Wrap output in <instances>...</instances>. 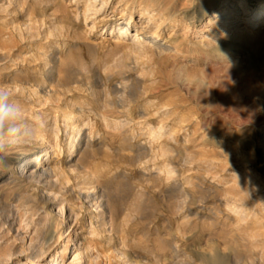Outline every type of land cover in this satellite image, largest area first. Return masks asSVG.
Returning <instances> with one entry per match:
<instances>
[{"label": "rangeland", "instance_id": "1", "mask_svg": "<svg viewBox=\"0 0 264 264\" xmlns=\"http://www.w3.org/2000/svg\"><path fill=\"white\" fill-rule=\"evenodd\" d=\"M64 1L78 2L86 19L51 0H0V86L24 106L21 126L35 137L0 140V264H264V27L252 28L264 13L230 27L228 53L185 54L136 36L159 32L158 8L179 11L184 0H148L150 11L138 0ZM213 1L216 17L244 18L245 0ZM247 2L250 12L255 0ZM207 18L189 36L201 39ZM54 66L74 83L44 76ZM24 71H37L43 92L31 77L14 80ZM45 152L49 180L3 164ZM91 197L112 207L103 237L91 238L103 213Z\"/></svg>", "mask_w": 264, "mask_h": 264}, {"label": "bare ground", "instance_id": "2", "mask_svg": "<svg viewBox=\"0 0 264 264\" xmlns=\"http://www.w3.org/2000/svg\"><path fill=\"white\" fill-rule=\"evenodd\" d=\"M51 1L55 9L63 11L64 13H68V15L69 13H75L78 16L84 14L83 17L86 19L85 11L80 10V5L78 2L74 3L71 1L69 4H67L64 0H51ZM120 2L124 3L125 5H128L131 2V0H120ZM138 2L139 3L137 6L138 7L144 6L145 11H150V9L153 8V5L149 4L150 1L148 0H138ZM188 4H189L188 0H184L183 8H187ZM239 4L240 5L238 6V10H240L244 14V18L234 23L230 21L234 19V17H232L230 14H226L223 16L220 15L216 17L215 14L218 13L216 10L218 7V2L216 1L215 3L213 0H192L188 10H182L183 9L182 8L178 11L177 10L178 4L177 5L172 4L171 7H168L166 9H164V6H160L158 8L157 13L154 14V17H153L158 27L157 31L159 32H151V31L147 32L144 30L137 29L136 36L138 37V41L142 40L143 38L146 41V44H150L151 46L156 44L157 46L164 47L166 46L167 43H170V46L168 47V49H172L170 53L174 52V53L187 54V52H190L191 50H195L199 54L203 52H209V51L214 52V53H217L219 51L223 53H228L231 47L230 45L228 46V43L231 42L229 41V39L231 38L230 36L231 28L230 27L233 25H236V26L240 25L241 21L246 22V25L252 24L254 23L255 20L259 19V17L264 13V0H255V3H254L255 7L250 12L248 11L247 0L240 2ZM202 7H204V11ZM229 7H230V1H227L221 7L223 10L222 12L227 11ZM125 10H127V7L125 8ZM131 11L133 10L131 9ZM209 12L214 13V15L210 16ZM208 16L209 18L203 21V27L200 30V33L203 34L204 36L201 39H197L199 37L192 38V36H189L190 32H195L193 35L197 34L196 28L199 22L198 19L200 17L204 18ZM65 19L63 17L57 22L63 23L65 22L64 21ZM186 23L189 25H185ZM180 27L181 28L183 27V29L185 30L182 35L175 33V30ZM263 27H264V19H262L261 21H257L252 28L253 30L258 31L262 29ZM166 28H170L172 32H171V35L168 37V40L163 44L162 42H164L165 39H163L162 37L165 33ZM114 31L115 29L111 31L112 35L114 34ZM129 32H130V29L127 28V25H124L118 28L117 34H119V36L121 37H126L129 34ZM55 60H56L55 58L50 59L51 62H55ZM60 69L54 66V68L52 70L47 71L44 74V76H46L47 78L49 77V79L51 80L57 79L60 87H67L71 85L72 83H74V79L70 75V73L60 70ZM14 77H15L14 80L19 81L22 84L25 83L26 78L31 77L34 83L33 86H36L37 88L41 89L40 90L41 92H43V87L39 85V83H36L37 71H33L31 75H30V72H27V71L18 72L16 73ZM66 118H67L66 120L67 123H69V121L74 119L75 116L74 114H69V116ZM74 128L76 131L74 132L72 139L78 138L82 131V127L80 125H76ZM77 146L78 144H76V142L73 141L72 144L70 145V148H71L69 150L70 156H72V154H76L75 157H77L80 154L77 151L78 149ZM48 156H49V152H45V154L43 156H40L38 160L37 159L33 160L32 156L25 160L21 158H11L8 156H3L2 159H3V164H5V166H7L8 169L9 168L13 169L14 166H17L22 173H30L31 176L38 175L39 178L49 180L53 172H52V169H49V168L46 169L45 167L46 163L43 161L44 158ZM75 157L72 160V162L74 161V164L71 166L77 167V163L81 161V159H79L78 157V159L75 160ZM50 158L51 156L47 158V161ZM53 163H54V160L52 164ZM59 171H60V174H59ZM63 174L66 175L65 171H63L61 168H58V172L55 171V176L57 177L58 175H63ZM91 198H92L91 202L96 201V205H95L96 208L100 209V211L103 212L102 214H100L98 218L96 217L95 223L99 224L98 225L99 227L98 229H94V231L91 233L92 234L91 238H95V234L97 236L102 235L103 237L104 232L108 231L107 226L109 225L110 220H111V215L113 214V211L111 209L112 207L110 208L109 205H106L104 208L103 207L101 208V205H97V204H100L99 201L97 202L99 197H96V198L91 197ZM46 204H49V202H46ZM51 214L52 215H51L50 224L47 226L46 231L43 235L44 242L46 244L50 243L52 240L55 239V232H56L55 225H56L57 220H55L54 213L52 212ZM70 231L71 232L69 233V235L73 232L72 226L70 227ZM90 243L88 244L87 249H89ZM93 243L96 244L95 241ZM67 254L69 253L66 250L63 251V255H67Z\"/></svg>", "mask_w": 264, "mask_h": 264}, {"label": "clouds", "instance_id": "3", "mask_svg": "<svg viewBox=\"0 0 264 264\" xmlns=\"http://www.w3.org/2000/svg\"><path fill=\"white\" fill-rule=\"evenodd\" d=\"M16 97L7 86H0V140L5 137L10 145L17 141L32 143L34 134L22 127V115L25 110L22 104L14 103Z\"/></svg>", "mask_w": 264, "mask_h": 264}]
</instances>
